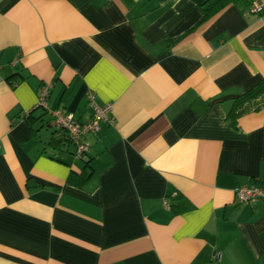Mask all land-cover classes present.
Returning <instances> with one entry per match:
<instances>
[{
  "label": "crops",
  "instance_id": "1",
  "mask_svg": "<svg viewBox=\"0 0 264 264\" xmlns=\"http://www.w3.org/2000/svg\"><path fill=\"white\" fill-rule=\"evenodd\" d=\"M203 1L0 0V264H264V201L235 194L264 186V94L228 118L264 76V0L194 27ZM89 90L112 123L77 157L49 111L87 120Z\"/></svg>",
  "mask_w": 264,
  "mask_h": 264
},
{
  "label": "built area",
  "instance_id": "2",
  "mask_svg": "<svg viewBox=\"0 0 264 264\" xmlns=\"http://www.w3.org/2000/svg\"><path fill=\"white\" fill-rule=\"evenodd\" d=\"M262 9L263 4L258 0H253L249 6V10L254 13H260ZM51 87L52 83L49 82L40 86L37 107L47 108V99ZM87 103L92 111L90 117L85 121L80 120L73 111L61 106L49 111L50 126L55 130H63L67 133L75 147L77 157H82L88 151V144L85 140L87 134L97 133L103 122L112 123V105L110 103H97L94 92L91 90L87 92ZM28 114L29 111L25 113V115ZM235 194L241 202L264 201V186L256 184L240 185L236 187Z\"/></svg>",
  "mask_w": 264,
  "mask_h": 264
},
{
  "label": "trees",
  "instance_id": "3",
  "mask_svg": "<svg viewBox=\"0 0 264 264\" xmlns=\"http://www.w3.org/2000/svg\"><path fill=\"white\" fill-rule=\"evenodd\" d=\"M253 0H204L201 3L202 16L199 21L194 25V27L200 25L206 20L210 19L216 13H218L221 9L226 7L229 4H238L244 6L248 11L249 6ZM193 27V28H194ZM264 94V76L256 82L252 87L247 89L246 91L238 94L236 97L232 99V105L228 111V118L232 119L235 123L237 118L248 109L249 103L253 100H256L260 96ZM63 142H71L67 133L63 130H55L53 136L50 139V144H53L54 147H58ZM91 172H87L85 170L81 171L79 174H70V181L74 184H82L87 180ZM180 199V196H178ZM182 200L180 199V203L173 205L172 207L176 211L178 208H182ZM185 208H188L190 205H184Z\"/></svg>",
  "mask_w": 264,
  "mask_h": 264
}]
</instances>
